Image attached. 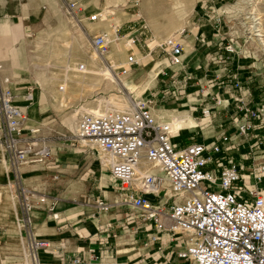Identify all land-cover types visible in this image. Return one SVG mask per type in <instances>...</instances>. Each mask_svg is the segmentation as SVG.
I'll return each mask as SVG.
<instances>
[{"label":"crops","instance_id":"1","mask_svg":"<svg viewBox=\"0 0 264 264\" xmlns=\"http://www.w3.org/2000/svg\"><path fill=\"white\" fill-rule=\"evenodd\" d=\"M122 2L123 0H80V5L85 15L100 13L106 20L112 19L114 15L118 16L120 21L114 28V34L118 44L116 54L120 57L113 62V67L118 68L119 66L121 72L124 71L125 74L129 72L134 82L139 77L142 81L145 76V66L139 73L133 70L128 61L123 58L125 55L128 56L126 50L132 46L131 42L133 41L137 46L143 33L141 26L137 24L138 18L131 12V5L123 8ZM63 6V0H26L23 2L0 0V70L2 69L0 81L2 83L7 81L3 84L4 86L8 87L9 83L11 86L15 82L14 86L20 89L19 92L31 90L27 85L28 82L36 81L34 66L38 62L52 58L54 51H59L60 54L56 59L57 65L54 66V70L48 71L50 75L60 74L58 67H62L64 56L65 63H68L69 50L79 53L82 56L81 61L89 60L85 57L86 54L82 48L88 44L86 40L90 45L91 34L106 32V25L100 24L101 18L95 22L85 20L86 25L84 22L80 25L66 11L75 21L76 24H73L66 16ZM209 8L213 10L212 12H221L214 5H209ZM137 16L145 18L140 9ZM203 18H205L203 22L201 18L192 23L189 22L185 29L186 35L178 36L185 50L183 66L179 74L180 77L185 78L186 82L184 92L180 95V101L169 106L157 105L152 101L151 106L175 107L178 105L188 111L190 116L192 115L191 117L195 119L200 128L178 131L180 135L176 137V141L182 144L191 142L190 136L194 137V140L209 143L217 135H226L229 140L223 145L228 146L229 149L227 150L228 155L224 157L225 161H233L241 172H247L252 165L264 163V120L249 119V123L255 125L254 128L250 129L246 136L238 135L235 126L243 120L239 119L242 113L236 110V100L243 99L248 107L264 110L262 109L264 107V89H262L264 84L256 79V75L250 73V69L242 68L247 67L248 64L239 63L249 57L246 48H239L242 39L236 41L235 45L238 52L243 51V59L239 60L237 58L239 53H237L230 56L232 60L228 65V68L236 71L235 73H231L224 66L225 64L212 65L214 63L211 62V56L219 53L216 46L219 35L227 33L221 32L225 28L222 23L221 28L217 29L213 13ZM156 40L149 42V47L155 44ZM69 42L72 43L71 46ZM189 43L191 49L188 54L186 45ZM159 51L161 52L159 48H149L146 56L150 55L153 58ZM143 57L145 56L138 50L135 51L137 61ZM256 60L258 61L257 58ZM51 61L54 62V59L52 58ZM163 61L165 62V59ZM257 61L255 64L260 69L261 63L264 64V62L257 63ZM88 65L94 66V63H88ZM226 78L228 80L224 82ZM230 78L241 81L238 89L229 83ZM169 81L167 79L164 83ZM199 86L204 88L203 96L197 93ZM153 87L155 85L151 89ZM178 87L179 85L176 84V90L171 95H176ZM164 91L162 90L163 94ZM158 94L159 91L156 92V95ZM34 98L33 96L32 100ZM40 99L37 104L32 100L17 101V105L23 108L26 117L32 107L37 108V117L31 120L26 118L23 131L37 124L43 125L44 119H39V114L45 113L47 109L46 105L41 104ZM216 100L219 102L217 103ZM204 107L213 108V116L209 123H206L207 125L195 116L196 113L200 115L199 111ZM206 129L209 131L207 136L205 135ZM70 142L71 140L63 135L52 137L46 141L51 149L50 156L44 163L30 165V167L38 168L40 177L50 183L51 186H45L48 189H51L52 185L66 186L73 181L72 177L77 176L75 185L78 189L75 192H68L66 197L56 202L49 197L47 198L49 202H46L44 198V202L39 203L36 209L30 212V222L35 239L46 243V247L40 248L42 250L38 249L39 252L37 250L39 263L63 264L78 257L82 260L80 264H183L176 256V252L182 246L171 242L165 233L158 240L152 241L150 237L154 231L153 225L145 220L137 209L122 203L123 195L116 182L113 180L110 182L105 178L103 182L102 178L97 182V177L92 178V185H88L85 195L83 181L86 177L83 175L84 171H81L85 163V159H82L84 152L76 151ZM4 158L6 159V153L0 145V178H8L9 174L13 176L10 167H6ZM96 162L99 165L98 159ZM106 170L108 172V169ZM79 173L82 175L78 176ZM107 176L110 177L109 173ZM259 184L264 187V181ZM98 198H104L107 209L96 205ZM20 214L23 220L22 212ZM18 229L16 236L23 243L22 248L18 250L20 252L19 264H27V260H30V264H34L23 224L21 227L18 224ZM24 241L27 242V248L24 246Z\"/></svg>","mask_w":264,"mask_h":264},{"label":"built area","instance_id":"2","mask_svg":"<svg viewBox=\"0 0 264 264\" xmlns=\"http://www.w3.org/2000/svg\"><path fill=\"white\" fill-rule=\"evenodd\" d=\"M63 4L67 13L80 24L101 18L100 13L85 15L79 0H63ZM136 5L137 0L133 6ZM221 13H213L218 30L221 17L227 15L224 10ZM245 19L257 24L258 17L251 13ZM226 20L230 23L234 16ZM250 28V24L244 26L241 38L245 41L251 40L252 34L259 38L258 32ZM184 34L182 31L180 37ZM107 37L106 33L90 35L92 48L103 59L109 49ZM237 39L238 36L220 34L216 43L219 53L213 54L211 61L236 55ZM154 48H159L165 59L157 75L171 79L166 84L170 90L176 89L178 84L180 96L186 87L185 78L179 74L185 55L181 40L176 36L168 37ZM261 52L262 61L264 50ZM128 63L130 66L138 64L133 52L128 56ZM240 82L236 78L229 79L236 89ZM5 83L7 81H0V145L13 177L21 182V166L44 163L51 149L47 144H38V131L22 130L26 116L14 103L15 95L3 85ZM198 90L203 96L204 88L199 86ZM236 103V110L242 113L239 119L243 121L235 129L238 135L246 136L255 126L249 119L264 120V110L248 107L243 99H237ZM133 104L131 112L82 114L76 137L87 139L95 146L86 145L96 155L101 149L111 157L107 169L123 195L122 203L137 209L153 225L150 239L156 241L165 233L171 242L179 243L182 247L176 256L183 264H264V187L258 185L264 181V163L241 172L235 162L224 159L229 149L223 145L229 140L226 135H217L209 143L190 136L191 142L182 144L176 141L180 133L172 129L171 123L156 120L148 105ZM212 111V107L202 108L199 119H208L206 123H209ZM140 160L151 163L156 171L138 172ZM29 191L22 183L18 185L30 255L34 264H40L37 250L46 247V243L35 239L30 212L44 202V198L29 200ZM96 205L107 209L104 198L96 199ZM81 261L75 257L63 264H80Z\"/></svg>","mask_w":264,"mask_h":264},{"label":"bare ground","instance_id":"3","mask_svg":"<svg viewBox=\"0 0 264 264\" xmlns=\"http://www.w3.org/2000/svg\"><path fill=\"white\" fill-rule=\"evenodd\" d=\"M240 1L244 0H236L235 3L225 6L223 10L227 13V15H232V13L238 12L241 8ZM195 2L196 0H140V12L145 17L148 25H150L158 40L163 39L164 36L178 37L182 31H186L185 29L188 26L187 17L189 16L190 12L193 11L192 9ZM254 16L257 17L255 12ZM259 19L260 17H258L257 24L251 21L250 30L252 32H258L259 38H256L254 36L255 34H252L254 39L253 43L256 44V40L259 41L261 49L264 50V48H262L264 47V33L261 32L262 26L260 27V25L262 22L260 23ZM119 21L120 19L118 16L114 15L112 19L106 20L101 14L100 24L106 25V30L108 32L107 33L103 31L101 33L107 34L108 45H110V49L105 54V57L112 61H115L118 57H120L116 54L118 44L116 35L114 34V28L117 24H119ZM68 44L69 46L72 45L71 42ZM82 49L85 51V57H88L89 60L81 61L82 56L79 53L69 50L67 55L69 58L68 63H65L64 56L62 59V67H58L60 74L50 75L48 72L50 70H54V66L57 65L56 59L59 57V51H54L53 53L52 58L54 59V62L51 61L52 58H47L42 62H38L34 66L35 82L42 90L40 99L41 104L50 105L59 112L64 111L63 121L71 127L73 132L78 134L80 119V117L78 119V115L80 113L100 115L105 113L131 112L133 110L134 104L131 102L130 98L117 94L110 95L108 99H86L87 96L96 94V90L98 88L103 91H108L113 87H117L121 90L122 87L126 88L130 93L133 94V97L138 100L137 103L143 102L147 105V101L149 99L147 101L145 100L150 93L151 87L156 83L157 75V73L154 71V67L157 65H151L149 63V56L141 58L145 66V76L143 80L140 82H134L132 77H127V75L121 77V79L114 78L111 75L109 68L105 65L104 59L96 54L92 46L90 47L88 44H85L84 48ZM190 49L191 45L189 43L186 45V51L188 54L190 53ZM123 58L127 60L128 56L125 55ZM139 60L140 59H138V61ZM81 62L83 63L81 64ZM88 63H94V66L88 65ZM14 85L15 82L11 84V87ZM14 95V103L17 104V93L15 92ZM32 98L33 93L30 92V95H25V98L23 97V100L21 101L25 102L26 99L29 101ZM77 103H81L80 106L75 107L70 112L65 111ZM151 103L152 101L150 104H148V107L150 108L153 117L158 121L171 123L172 129L176 131V133L184 129L191 130L192 128L199 127L195 119L193 120L191 117L192 115L190 116L188 111L178 107V105L175 107H155L151 106ZM36 117L37 108L34 106L29 110L28 119L31 120L32 118ZM207 120L208 119H201V121L204 122V125H207ZM24 129L25 128L23 125L22 130ZM31 129L39 132V129L35 128V126ZM208 132L209 131L206 129V136L209 135ZM81 140L85 141L84 138ZM98 151L97 159L100 161L103 168H107L109 164H111V157L101 149H98ZM3 161L6 163L5 158ZM22 167L23 166H21V168ZM137 171L140 173H152L156 170L151 163L145 160H140ZM4 197L6 201H8L9 205L13 209L17 210L18 199L17 196H14L11 193V184L5 188ZM18 224L19 227H21L20 222H18ZM40 250H38V252ZM27 264H30V260H27Z\"/></svg>","mask_w":264,"mask_h":264},{"label":"rangeland","instance_id":"4","mask_svg":"<svg viewBox=\"0 0 264 264\" xmlns=\"http://www.w3.org/2000/svg\"><path fill=\"white\" fill-rule=\"evenodd\" d=\"M134 3H135V0H128V1L123 0L121 5L123 6V8L128 6L129 4L131 5V12H133L135 14V17L138 18L137 24L139 26H141L140 29H142L143 34L141 36L140 42L137 43V46L135 45L136 43L134 44L133 42L130 41L132 43V46L127 48L126 54L129 56L131 54V52H134V57H135V51L138 50L143 56H146V55H148L149 48L153 49L155 47V45L162 43L168 36H164L163 39H159V40L157 39L156 40L157 37L155 38V34L153 33L154 31H152L151 30L152 28L149 27L150 25H148L146 23L145 18H139L137 16L138 11L140 9V0H138V3L136 6H133ZM233 3H235V1L233 2V1H228V0H196V2L194 3V7L192 9L193 11H191L189 16L187 17L188 23L189 22L192 23L194 20L199 19V18H201L200 19L201 22L205 21L204 20L205 18H203V17H205L206 15L212 14L210 12L208 13V11H213L209 8V5L210 6L214 5L216 7V9H218V11H220V10L222 11L225 6L231 5ZM240 7H241L240 8L241 11L239 10L238 12L232 13V15L228 14V15L221 17V23L225 26V28H223V30H221V32L231 34L234 37L238 36V39L236 40L237 42L240 39H242V43H241L239 48H241V49L246 48V50H248L246 53L249 57H247L244 60L243 59V51H239L237 58L239 60L243 59V60L239 61V63L241 65L248 64L247 67L245 66L242 68L250 69V73H252L253 75H256V77H257L256 79H259L260 82L262 84H264V64L261 63L260 69L257 68V64H255V62L257 61V60L255 61V58L258 59L257 63H260V61H261L262 49H261L260 43L257 40H256V42H257L256 44L253 43V40H254L253 35L251 36V40L247 39V41H245L244 38H241L244 35V26L247 27L251 23V22H248L249 19H245V16L247 14H251V13L254 14V12H255L257 17H260L259 21H260V23L262 22L260 25V27L262 26L261 32L264 33V0L240 1ZM254 9H255V11H254ZM63 10L66 13L64 6H63ZM213 13H215V12H213ZM219 14L221 15L222 13L219 12ZM66 16L71 20V22L73 24H76L75 21L67 13H66ZM232 16H234V20L231 21L230 23L226 22L227 21L226 19H229V17H232ZM84 25H86L85 20H84ZM97 33L98 32H96V34ZM145 40H146V43H145ZM153 40H156V43L149 47V42H151ZM86 42L89 44L88 40H86ZM109 49H110V45H109ZM253 56H256V57L253 58ZM149 57H150L149 63L151 65H157L156 67H154V71L156 73H158L160 68H162L164 66V64H163V62H164L163 61L164 60L163 52L159 51V52H157V54L153 58L150 55H149ZM210 59H212V58H210ZM231 60L232 59L230 57H229V59H226L225 57H223L222 59L218 58L217 61H215L216 63L214 62V60L211 62L214 63L212 65L225 64L224 66L227 69H229V71L231 73H233V72L235 73L236 72L235 70L228 68L229 67L228 65L230 64ZM126 61H128V59ZM262 61H264V60H262ZM113 62H115V61H112V60L107 59V58H106V60L104 59L105 65L109 68L111 75L114 78L121 79V77H123L125 75H127V77H130V73L128 72V74H125V73H123V71L121 72L119 66H117L118 68H114ZM137 63L138 64L132 65L131 67L133 70L139 71V73H140L144 69L143 68L144 67L143 60L140 59L139 61H137ZM242 68H240V69H242ZM1 71H2V69L0 70V74L2 73ZM165 71L168 74V71L167 70H165ZM53 73H55V72H53ZM142 76H143V74H142ZM163 77L164 76H162L161 74L156 76L157 82L155 84V87H153L151 89V95L149 93L146 100H145V101H147L149 98V100L147 101V105L150 104L151 101H154L155 104H157V105L166 104L169 106V105H174L175 103L180 101L181 97L178 95V91H177L176 95H171L172 92L176 89L170 90L166 87V84H168L171 81V79L168 76H165V78H163ZM167 79H169L170 81L167 83H164L165 81H167ZM140 80H141V77H139V79L137 81L135 80V82H138ZM226 80H228V79L227 78L224 79V82H226ZM27 86H29L31 90H25L23 92H19L20 89H16L15 86L11 87L10 83L8 84V88L12 92L17 93V96H18L17 101L23 100V97L25 95L32 92L33 96L35 98L33 100L32 99L31 100L33 101V103L36 102V104H37L39 102L40 95L42 94V90L36 84V82H33V81L28 82ZM166 89L170 90V92L166 93L165 92ZM262 89H264V88H262ZM162 90H165L164 94L162 93ZM96 91H97L96 94L87 96L86 99H88V100H90V99L91 100H99L100 98L108 99V97L110 95L117 94V95H121L123 97L130 98L132 103L138 101L137 99H135V97H133V94L130 93L128 89L123 88V87H122V90L117 88V87H113L108 91H103L99 88ZM157 91H159L158 95H156ZM22 93H24V95H22ZM160 94H161V96H160ZM149 95H150V97H149ZM80 104L81 103H77L65 111L70 112L75 107L80 106ZM45 107H46L47 111L45 113L39 114V119H41V120L44 119L43 125L41 126V125L37 124L35 126V128L39 129V133H38L39 138L36 139L38 144L39 145L46 144V141L52 139V137L63 135V137H65L66 139L71 140L70 144H71V146H73L76 149V151L84 152V156L82 159H85V163H84L81 171H84L83 175H85V177H86L83 181L84 182V188L83 189L85 190V195L87 194L88 185H90V184L92 185V178L97 177V182H99L101 178H102V180H101L102 182H103V178H106L107 180L112 182L110 177H104V176L108 175V172L106 170L107 168H103L100 161L98 162L100 166L97 164L96 153H94V151L91 150L90 148H88L86 145H90L92 147H95V146H93L91 143H88L89 141L87 139H85V141H83V140H81L82 138L76 137L77 133L73 132L71 127L63 121V112L64 111H60V112L56 111L50 105H46ZM155 107H159V106H155ZM262 109H264V107H262ZM82 114H85V113H80L78 115V119ZM195 116L199 117L200 115L196 113ZM26 118L28 119V115ZM32 128H34V127H32ZM5 160H6V167H8L9 165H8L7 157ZM30 165H31L30 163L22 165L23 167L21 168V174L24 176H22L21 182L19 180L15 179L10 174L8 175V178H3V177L0 178V193H1V195H0V264H19L20 252L18 250H20L22 248V244H23L21 241L18 240V237L16 236V234L18 233V230H19L18 229V222H20V224L22 226V220H21L22 218H21V214H20L22 212L21 208H20L21 199H20L19 194H18V185L20 183H22L26 189L30 190L29 194L27 195L29 200H32V199L38 200L40 197H43V198H46L45 199L46 202H49V199H47L48 197L53 198V200L55 202L58 200H62L63 197H66L68 192L72 193L78 189L75 185V183H76L75 181L77 180V176L72 177L73 181H70V183L66 186L52 185L51 189L45 188V186H51L50 183L47 182L46 179H43L42 177H40V170H38V168H33L32 166L30 167ZM80 174L81 173H79L78 176ZM10 184H11V193L14 196H17V199H18L17 210L13 209L4 197L5 188L10 186ZM110 185H112V183ZM259 185H260V187H262L261 186L262 184H259ZM64 199H66V198H64ZM24 246H25V248H27V242L26 241H24ZM180 263H183V262L180 261Z\"/></svg>","mask_w":264,"mask_h":264}]
</instances>
